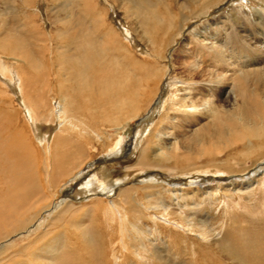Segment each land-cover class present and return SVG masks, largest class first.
Instances as JSON below:
<instances>
[{
  "label": "bare ground",
  "instance_id": "6f19581e",
  "mask_svg": "<svg viewBox=\"0 0 264 264\" xmlns=\"http://www.w3.org/2000/svg\"><path fill=\"white\" fill-rule=\"evenodd\" d=\"M22 1L24 5L21 10L16 6L15 9L6 6V10H0L3 17L7 14L12 15L15 11L23 14V26L19 31L13 27L9 18L2 17L0 20V181L3 185L0 187V239L2 240L0 241V254L15 246L14 241L16 239H13L14 236H29L30 228L34 227L35 230L40 229L42 231L29 241V238L24 239V237L19 243L21 250L27 249L45 238V244L43 243V245L57 242L59 246L56 251H49L48 256L42 249L38 250L41 251L39 253L32 251V255L36 259L46 257V264H51V262L54 264V262L57 263L61 259L64 261L70 259V263L74 262V264H93L95 253L88 252L89 246L85 238H81L79 235L80 238L73 240L72 236L63 238L59 234L47 237L50 236L51 230L49 228L52 223L46 222V226H44V221L39 222L42 215L44 216L46 213L50 212L47 216L48 218L52 217L51 220H58L60 216L76 214L79 207L71 201L72 199L60 202L51 200L56 193L50 195L49 185L47 186L44 182V178H40L39 183L37 179L39 172L37 171H41L42 150L35 149L33 153L30 150L31 143L27 140L23 130L18 127L19 122L17 119L20 120V118L12 113L13 98L8 96V92L11 90L9 80L12 78L23 98L26 109L24 107L22 109L23 111L26 110L24 118L28 123L34 124L37 122L40 114L45 116L46 120H59V129L52 141L49 143L44 141L46 160L42 162L44 164L42 170L47 173V177L52 174L49 172V168L52 163L51 158H55V156H52L53 152L58 146L62 145L61 143H64L62 141L69 139L73 141L71 139L75 137L73 132L84 136L85 141H82L81 138L79 142L76 140V150L74 154L72 153V159L84 155H87V157H83L82 160L75 163L74 170L68 172V175L61 172L65 169L64 166L63 170H60V174H52L53 182L54 177L56 179V176L61 177V175L67 176L69 181H78V178L82 177L85 161L92 157L90 151L93 148V135L98 140L107 136L111 141L108 149L118 151L121 148V140L118 142L112 141L116 130L130 125L138 117V114H133L130 117L126 116L124 123L121 125L112 127L113 130L107 128L108 134L99 132L93 127V102L98 107L108 104L122 109H124L123 105H127L125 103L129 100L135 102L137 106L140 105V102L146 96L145 89L147 87L141 82V76H138L139 73L135 74L137 80H132L131 77L136 71L144 69L145 66L152 71V76H156L158 68L154 59L139 57L133 52L134 42L129 37L133 36L131 30L127 28V35L117 32L111 25L107 11L101 6L99 0H62L64 1L63 5L72 10V19L64 22L62 28L59 26L60 28L53 32L46 31L42 27L43 24L36 20L37 14L35 16L34 12H38L36 10L37 6L34 12L31 10L33 13L27 10L30 9L29 7L32 8V5H30L32 0ZM49 1L51 6L54 5L53 0ZM122 7L127 16L141 17L142 23L147 22L150 30L147 42L152 48V51L150 49L149 52L154 57L157 56L155 52H158L164 46L165 49L168 48L176 41L177 36L182 31V26L189 18L188 14L181 17L178 13L172 12L169 0H127ZM143 7H147L146 10L148 11L146 13L150 15L148 20H145L142 16L144 11H141V9ZM51 10L53 8H50ZM12 11L13 13H11ZM181 19L184 23L179 25L178 22ZM160 33H163V35ZM229 38L232 40L230 33L224 38L219 31L208 26L197 33L195 40L192 39V36L186 38L181 48L177 50L184 55L182 63L185 65V72L202 78L205 77L211 85L201 89L183 86L173 90L166 102L165 112L162 113L161 119H165V122L158 129L156 128L159 131L156 134L157 140H153L149 134L141 147L137 163L128 167L139 169L145 166L146 162L149 163L151 158L153 162L157 163L155 167L164 169L169 177L187 176L197 172L205 173V175L214 173L219 179L217 185H208L209 187L205 188L204 185H199L198 181H191L190 185L194 187L185 190L180 188L178 183H169L171 181L167 182L165 180L159 182L157 177H152L145 187V195H140L141 192L138 191V193L136 191L137 187L134 185H128L120 188L119 194L117 193L118 195L114 200L109 198L110 201H107L115 210L117 223L122 218H126V222H122V229L126 231L124 233L128 235L130 231L133 232L134 238L141 243L145 240L153 242L169 240L170 245H173L179 239L180 242L178 241L177 245L181 248L183 243L193 237L198 238L196 239V245H199L198 241H209L210 238L205 234V230L200 227L201 225L199 226L198 222L195 223V219L186 214V211L189 210L186 205L178 203L182 206H179L180 209L176 210L173 200H179L181 196V199L188 197L190 201H194V206H201L207 204V202L210 203V206H223L224 202L221 201L225 199V196H229L233 201H237V203L234 202L236 205H241L239 200L255 183V176L251 175L245 178L246 181H244V178H239L237 181L239 183L236 185L232 183L233 181H230L229 184L225 183L226 185L220 181L225 175L223 170L218 168L223 163V161H220L222 158L220 160L218 158L223 151L238 144H245V142L251 141L253 136L256 139H263L257 141L256 145L262 144L264 146V101L262 100L263 93L258 88L260 82L264 81V75L258 71L259 69L256 68L254 61H256V64H260V62L253 60V56L242 52L239 48L229 46ZM192 42L196 44L195 49L190 47ZM262 47L264 48V44H262ZM228 49L230 54L227 57L225 51ZM208 51H216L218 54L208 57ZM197 57L198 60H196ZM220 62L224 63V71L219 72L212 69ZM203 63L209 65L203 66ZM233 65L240 67V75H234L236 71L230 69V66ZM120 68L121 72L119 73ZM151 75L148 74V76ZM230 80L233 81V84H230ZM239 81L242 87L238 85ZM226 86H230L228 91ZM194 89H197L198 93L193 94ZM130 95L134 97L130 98ZM231 95L235 98L233 111L227 109L224 105L226 99H229ZM151 99L153 100L150 96L148 98L150 103ZM159 101V98H157L155 103L157 104ZM241 103L244 104V108H240ZM100 110L98 112L104 113ZM167 110L174 111V114L171 115ZM124 111L126 112V110ZM205 114L207 119L204 120L202 117ZM35 116H38L37 119ZM196 120L198 122H195ZM185 124H189L186 129ZM191 129L192 135L188 136L187 132ZM66 131L71 135L70 138L63 136ZM153 144L156 145L155 148H153ZM252 149L249 150L252 152ZM67 152H69V149ZM38 153L40 155H37ZM232 158L233 156H229L228 160L230 159L234 163L235 160ZM203 159H206L204 160L205 163L201 162ZM228 160L224 159L227 164ZM171 161L173 163L178 161L185 165H182L183 169H179L177 166L179 163L171 165ZM100 180V176H92L81 184L79 192L94 193L97 190L107 191L110 190V187L114 188L112 182H101ZM262 183L264 184V181ZM110 191H114V189ZM94 199L104 202L103 198H92V200ZM45 201L49 203L38 214V204H46ZM228 206L229 204L226 202L224 207ZM177 211L180 217L178 215L176 217ZM14 231L16 233L10 235ZM228 237L232 238L231 234ZM101 240L102 243L99 246L97 257L102 254L107 255L105 262L101 263L123 264L119 261V258L123 255L122 252L117 248H113L112 257H110L107 254L109 251L105 249V241ZM27 241L29 244L23 243ZM116 241H119V239ZM121 246L125 248L126 242ZM60 248L63 249L60 250ZM81 251H87L85 256L79 255ZM187 263L192 264L189 261Z\"/></svg>",
  "mask_w": 264,
  "mask_h": 264
},
{
  "label": "rangeland",
  "instance_id": "374dc122",
  "mask_svg": "<svg viewBox=\"0 0 264 264\" xmlns=\"http://www.w3.org/2000/svg\"><path fill=\"white\" fill-rule=\"evenodd\" d=\"M53 1L54 5L51 6L49 0H32L30 2L32 8L29 7L30 9H27L30 12H34L35 7L37 6L36 10L39 13L34 12L35 16L37 14L36 20H39V23L43 24L42 27H44V29L48 32H53L60 27L62 28L63 23L69 21V19H72L73 14L72 10L63 5L64 1ZM169 1L172 12L178 13L181 17L188 14L189 18L186 20V23H184L182 19L179 20V25H182L183 23L184 25L182 26V31L177 36L176 41L168 48L165 49L164 46L161 50L155 52L157 56L154 57L151 55V52H149L150 49L152 51V48L147 42L149 37L148 35L150 34L147 22L142 23L141 17H131L126 15V12L122 6L124 2H127V0H99L101 6L106 9L107 15L109 16L108 19L110 20L113 28L117 32L121 34L123 33L124 35H127V28H129L133 35L129 36L132 42H134L133 52H135V54L139 57H145L146 59L150 60L154 59L158 71L156 76H152V71L150 69L148 70V67L145 66V70H138V72L136 71V73L132 75V80H137L135 74L139 73L138 76H141V82L147 87L145 89L146 96L140 102V105H138L139 107L131 100L125 103L127 105H123L124 109L108 104H106V106L98 107L96 103L93 102V127L99 132L107 133V128L113 130L112 127H116L124 123L126 116L130 117L133 114H138V117L137 120L130 125L125 126L123 129L116 130L112 141L114 140L115 142H118L121 140V148L118 151H110L108 149V147L111 145V141L106 135V137L102 138L101 140H98V138L93 135V148L90 151L92 157L85 161V165L83 166V171L81 174L82 177L78 178V181H69L67 176L61 175V177L56 176V179L54 177L53 182L52 174H60V170H63L64 166L65 169L61 172L65 173V175H68V172L70 173L72 170H74L75 163L82 160L83 157H87V155H84L83 157L77 156L72 159V153L74 154L76 150V140L79 142L81 138L82 141H85L84 136L73 132V135L75 136L71 138L73 141L70 139L62 141L65 144L61 143L62 145L58 146L53 152L54 154L52 156H55V158H51L52 163L50 164L49 168V172L52 174L48 175L47 177V173H44L45 171L42 170L44 167L42 162L46 160V146L44 141H47V143L52 141L55 134L57 133V130L59 129V120H46L47 118L40 114L39 117L35 116L36 119L37 117L39 118L37 122L34 124L30 122L28 123L24 118L26 108L23 104V98L14 81L12 78H10L9 82L12 91L9 90L10 92H8V96H12L13 98V106L11 108L13 111L12 113H14L16 117L20 118L21 120L20 121L17 119L19 122L18 127L23 130L27 140L31 143L32 147L30 150L32 152L35 149H38L39 151L42 150V162H40V168L44 174L41 171H37L39 172V174H37L39 183L40 178H44V182L47 184V186L49 185L48 191L50 195L52 196L53 193H56L55 197L53 195L51 200L60 202L62 200L72 199L71 201H73L79 207L76 214H66L64 216H60L58 220H51L52 217L48 218L47 216L50 212L46 213L44 216L42 215L39 222L44 221V226H46V222L52 223L51 227L49 228L51 230L49 234L50 236L47 237H52L51 235L56 236L59 234L63 238L72 236L71 238H73V240L80 237L85 238L87 240V245L89 246L88 252L95 253L93 256V260L95 258L93 264H102L101 262H105L107 256L106 254H102L97 257V253H99L100 249L99 246L102 243L101 239L105 241V249L106 251H109L107 254L110 257H112L113 248H117V250L122 252L123 255L119 258V261L123 264H188V261L192 264H264V184L262 183L264 181V146L262 144H255L257 141L263 140L261 138L256 139V137L253 136L251 137V141H247L245 144H238L234 147L228 148L218 157L219 160L222 158L220 160L221 162L223 161V163H221L218 168L223 170V173L225 174L222 177L223 179L220 180L221 183H224V185L229 184L230 181H233L232 183L236 185L239 183L237 182L239 178H244V181H246L245 178H248V175L255 176L254 185L251 186L250 190L243 194V198L239 200L241 205H236L237 201H233L229 196H225V199L221 201L224 202V205L227 202L229 204L228 207H224V205L210 206L209 202L201 206H194V201H190L188 197L181 199V196L179 200H173L174 208L176 210H179V206H182L178 205V203L186 205L187 209H189L186 211V214L195 219V223L198 222L197 224L199 226L201 225L200 227L205 230V234H207V237L210 238L209 241H198L199 245H196V239L198 238L193 237L192 239H188L186 243H183L181 248L177 245L178 241L180 242L179 239L174 242L176 245H170L169 240L165 242L162 240L155 242L145 240L141 243L139 240L134 238L133 232L130 231L128 235L124 233L126 231L122 229V222L125 223L126 218H122L119 223H117V220L115 219V210H113L110 206V202L107 203V201H110L111 198L114 200L117 197L120 188L128 185H134L137 187L136 191L141 192H138L140 195H145V187L149 184L148 181L152 177H157L159 182H163L165 180L167 182L171 181L169 183H178V186L185 190L190 189V187H194L193 185H190L191 181H198V184L204 185L205 188L217 185V180L219 179L214 173H207L208 175H205V173L197 172L187 176L177 175L169 177L167 173H165L166 171L164 169H160L157 166L155 167L157 163L153 162V159L150 157L149 163L146 162L145 166L140 167L139 169L128 168L129 166H133L137 163L140 156L141 147L144 145L145 139L149 134L153 140H157L156 134L159 132L157 129L165 122V119H161V117L162 113L165 112V105L169 100L171 92L176 88H182L183 86L198 87V89H201L207 88L211 85V83H209L205 77L202 78L201 76L185 72V65L182 63V57L184 55H182V52L179 53L177 50L181 48V45H183L186 38L192 36V39L195 40L197 33L205 26H208L211 29H216L224 38H226L230 33L232 40L229 38V46L233 48H239V50L242 52L253 56V60H258L260 64H256V61H254L255 66L257 69H259L258 71L262 72L264 75V48L262 47V44H264V0H204L206 4L203 0ZM31 3H34L35 5ZM23 5L24 4L22 0H0V10H6V6H10L14 9L16 6L19 10H21ZM50 8H53L54 11H50ZM63 9L67 11H64ZM146 9L147 7H143L141 11H144L142 13L143 18L148 20L150 15L146 13V11H148ZM11 13H13V11ZM34 14L32 15L34 16ZM58 14L61 15L59 16ZM2 17L3 16L0 14V20ZM3 18H9L13 27L18 31L23 26V14L19 13L18 11H15V13L12 15L7 14ZM65 18L67 19L65 20ZM187 21L189 22L187 23ZM160 34L163 35V33ZM195 46L196 44L194 42L190 43L191 48L195 49ZM228 50L225 51V55H227V57L230 54V50ZM207 54L208 57H211L212 55L218 53L216 51H208ZM196 60H198V57ZM203 64V66L209 65L208 63L207 65L205 63ZM223 66L224 63L220 62L214 68L212 67V69L222 72L225 70ZM230 69L236 71L234 75H240L239 66L233 65L230 66ZM118 72H121V68ZM148 74L151 76H148ZM230 84H233V81L230 80ZM238 85L242 87L240 81L238 82ZM258 88L259 91L263 93L262 100L264 101V81L260 82ZM226 89L228 91L230 86H226ZM192 93L196 94L198 93V90L194 89ZM8 96L7 98L9 99ZM150 96L153 98L154 102H152V99L151 103L148 101ZM133 97V95H130V98ZM157 98H159L160 101L156 104L155 102ZM226 100L227 101L225 103L223 102L225 107L233 111V105L235 106V98L233 95H231V97ZM22 107L25 108V111H23ZM240 108H244L243 103H241ZM100 109L104 111V113L101 112V114L98 112ZM124 110H126V112ZM167 112H169L171 115L174 114V111L171 110H167ZM202 118L204 120L207 119V115H203ZM195 122H198V120ZM184 127L186 129L189 127V124H185ZM191 132L192 129L188 130L187 135H192ZM153 133L156 137L153 136ZM63 136L65 138H70L71 135L68 133V131H66L63 133ZM253 145L254 148L252 149ZM67 147L70 153L67 152ZM155 147L156 145L153 144V148ZM247 149H252L253 151L251 152V150L248 151ZM56 151L57 153H55ZM64 154L65 156H63ZM37 155L40 154L38 153ZM229 156H233L232 159L235 160L234 163L231 162L230 159L228 160ZM224 159L228 160V164L226 161H224ZM204 160L206 159H203V161L201 160V162L205 163ZM174 163L176 165L179 163L177 165L179 169H183V166L185 165L178 161ZM174 163L173 161L170 162L171 165ZM60 166L62 167L60 168ZM95 175L100 176L101 182H112V187L114 188L110 187V190L114 189V191H110L108 189L107 191L97 190L94 193L79 192L81 184ZM194 185L196 186V184ZM2 186L3 185L0 181V187ZM94 197L103 198L105 203L103 201H99L98 199L92 200ZM51 200L49 199V202ZM45 202L46 204H38V214L43 210L42 208H44V206L49 203L48 201ZM92 204L95 205L93 206ZM178 213L179 212L177 211L176 217L177 215L180 217ZM128 216L130 215L128 214ZM146 227L148 228V226ZM118 229H120L119 232ZM41 231L42 230L40 229L35 230L34 227H31L29 236H14L13 239H16L14 241L16 244L13 248L5 250L4 253L0 254V264H46V257L43 259H36L35 256L32 255V251L39 253L41 251L38 250L42 249V251L46 252V256H48L49 251H56L58 248L59 245L57 242L49 245H43L45 240V238H43L41 241H38L34 245L23 250H21L19 244L24 237V239L29 238V241ZM14 233L16 232L14 231L10 235H13ZM229 233L231 234L232 238L228 237V235H230ZM118 239L119 241H116ZM0 241L2 240L0 239ZM28 241L23 243L29 244ZM124 242H126L125 248L121 246ZM7 243L8 241L6 244ZM62 249L63 248H60V250ZM86 252L87 251H81L79 252V255L85 256ZM188 259H192V261L195 262L193 263ZM51 264H53V262H51ZM54 264H74V262L70 263V259L65 261L61 259L57 263L54 262Z\"/></svg>",
  "mask_w": 264,
  "mask_h": 264
}]
</instances>
